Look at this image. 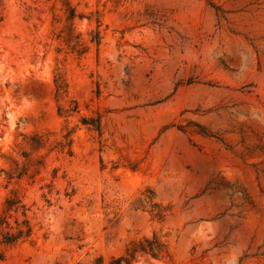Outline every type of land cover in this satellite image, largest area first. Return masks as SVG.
<instances>
[{
	"label": "rangeland",
	"instance_id": "obj_1",
	"mask_svg": "<svg viewBox=\"0 0 264 264\" xmlns=\"http://www.w3.org/2000/svg\"><path fill=\"white\" fill-rule=\"evenodd\" d=\"M140 242L264 264V0H0V264Z\"/></svg>",
	"mask_w": 264,
	"mask_h": 264
},
{
	"label": "trees",
	"instance_id": "obj_2",
	"mask_svg": "<svg viewBox=\"0 0 264 264\" xmlns=\"http://www.w3.org/2000/svg\"><path fill=\"white\" fill-rule=\"evenodd\" d=\"M23 236H24V232L21 229H19L17 231V233H12L10 231H6L4 233L3 242L6 245L14 244ZM145 241H148V239H145ZM134 246L136 249L135 248L134 249L129 248L126 252V255L115 259L112 264H131L133 259H134V256L140 252L143 254H150L151 256H156L154 247H150V249L148 250L144 247L142 242H140L138 244H134Z\"/></svg>",
	"mask_w": 264,
	"mask_h": 264
}]
</instances>
